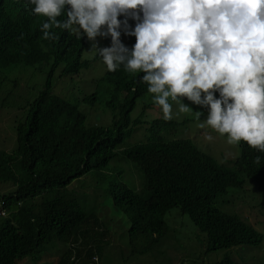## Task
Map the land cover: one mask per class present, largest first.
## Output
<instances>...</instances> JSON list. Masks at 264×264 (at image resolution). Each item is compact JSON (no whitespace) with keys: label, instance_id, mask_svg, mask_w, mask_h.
Listing matches in <instances>:
<instances>
[{"label":"clouds","instance_id":"9594fccd","mask_svg":"<svg viewBox=\"0 0 264 264\" xmlns=\"http://www.w3.org/2000/svg\"><path fill=\"white\" fill-rule=\"evenodd\" d=\"M8 69L19 91L26 76L38 82L27 88L22 109L5 107L3 126L22 112L16 123L38 121L50 145L58 123L103 127L95 151L107 149L121 126L130 128L122 149L138 186L137 171L142 176L139 190L127 187L132 192L149 184L158 145H166L173 172L182 144L231 167L240 158L256 168L242 148L264 166V0H0V73ZM138 84L148 99L136 93ZM188 124H196L197 136L180 133ZM219 137L226 142L214 146ZM235 198L237 211L247 201ZM249 204L259 208L257 222L243 220L264 238V198ZM2 208L0 200L5 216ZM261 245L264 239L254 247Z\"/></svg>","mask_w":264,"mask_h":264},{"label":"trees","instance_id":"16d2710c","mask_svg":"<svg viewBox=\"0 0 264 264\" xmlns=\"http://www.w3.org/2000/svg\"><path fill=\"white\" fill-rule=\"evenodd\" d=\"M135 88L142 99H148L139 84ZM65 110L69 114L77 113L74 106H66ZM50 116L51 112L44 115L47 119ZM7 128L14 133V140L10 151H0V184L11 187L0 194L2 210L6 213L0 215V264H21L49 245L63 247L56 264H98L108 243L103 239L107 234L105 225L96 216L84 213L73 193L58 192L66 190L75 179L107 168L116 158L122 156L127 160L122 145L129 137L130 128L121 126L119 135L114 132V140H108V148L102 150V146L99 151L92 144L105 130L103 127L58 123L55 132L59 138L52 145L44 138L38 121L29 125L9 122ZM179 148L181 166L176 172L167 163L166 145H158L154 160L146 169L151 173L149 184L142 191L132 192L121 184L112 186V205L126 214L130 236L141 237L146 244L158 242L168 233L165 214L177 208L204 235L207 253L241 244H260L263 235L248 226L234 209L238 200L235 197L248 203L257 199L245 190L247 180L257 183L254 191L264 198L262 158L256 163L255 156L239 148L257 169L240 158L231 167L198 153L191 144ZM230 150V147L221 148L220 158L224 160V152ZM128 157L141 166L136 156ZM203 181L207 182L201 185ZM218 194L225 196L226 208L233 213L215 206ZM38 197H45L46 201L37 202ZM95 254L96 262L92 259ZM215 264L250 263L225 258Z\"/></svg>","mask_w":264,"mask_h":264},{"label":"rangeland","instance_id":"374dc122","mask_svg":"<svg viewBox=\"0 0 264 264\" xmlns=\"http://www.w3.org/2000/svg\"><path fill=\"white\" fill-rule=\"evenodd\" d=\"M84 57L87 56L84 54ZM98 68V63L94 64V69L91 72L93 76L97 74ZM17 77L13 69L1 71L0 73V151H6L9 146L13 147L14 133L7 128L8 123L16 122L23 116L22 112L15 114L3 126L9 114L5 107L22 109L29 90L33 89V86L38 82L37 78L26 76V89L19 91L12 83ZM27 88L31 89L27 90ZM7 95H9V98L6 100ZM184 130L192 137L197 136L196 124L186 125L180 129V133ZM224 142H226V139L219 137V141L214 146ZM121 158L123 157L116 158L103 170L92 171L74 180L66 190L58 192L60 195L73 193V196L81 202V210L84 213L96 216L99 222L103 221L110 239L99 256L98 264H215L225 258L237 263L264 264L263 245L258 247L239 245L230 249L207 253L204 251L206 247L204 235L191 222L189 217L181 214L178 209H172L165 214L164 220L168 233L158 242H148L146 244V241L141 237L130 236L127 216L112 205L110 192L114 184H123L129 189L139 190L142 176L136 170L140 177L138 186L135 180L136 175L130 170L133 165L125 159L122 161ZM247 185L249 195L257 197L259 206L262 198L256 195L252 183ZM9 190L10 188L6 185L0 184V193H6ZM231 192H228L227 195ZM227 205L225 196L216 199L215 206L217 208L233 213L227 210ZM238 206L237 213L248 223L255 225L259 208H251L248 202H239ZM61 252H63V247L49 245L42 249L41 253L26 258L21 264H56Z\"/></svg>","mask_w":264,"mask_h":264}]
</instances>
